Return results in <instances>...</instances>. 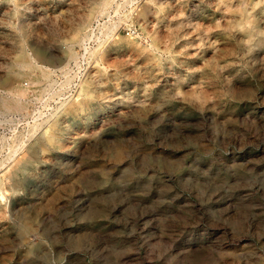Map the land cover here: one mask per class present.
I'll list each match as a JSON object with an SVG mask.
<instances>
[{
  "label": "rangeland",
  "instance_id": "obj_1",
  "mask_svg": "<svg viewBox=\"0 0 264 264\" xmlns=\"http://www.w3.org/2000/svg\"><path fill=\"white\" fill-rule=\"evenodd\" d=\"M21 1L0 177L34 161L1 186L0 264H264V0Z\"/></svg>",
  "mask_w": 264,
  "mask_h": 264
},
{
  "label": "bare ground",
  "instance_id": "obj_2",
  "mask_svg": "<svg viewBox=\"0 0 264 264\" xmlns=\"http://www.w3.org/2000/svg\"><path fill=\"white\" fill-rule=\"evenodd\" d=\"M7 1H12L14 4H15V7L17 8V9H19L20 7H21V5H22V1L21 0H7ZM103 10V9H102ZM114 23V22H113ZM89 24L88 25H85V27H86V29L88 30V28H89ZM116 27V25L115 24H112V22L111 23H108V24H106L105 25V30H104V32H103V35L105 36V37H109V35H110V33L111 32H113V30H114V28ZM93 31H90V32H87L86 31V33H85V35H86V37H90V36H92V34L94 33H92ZM80 42H81V40H80ZM83 43V42H82ZM88 50V49H87ZM89 51V50H88ZM67 81L65 82V84L66 83H68L69 81H70V77H69V75H67ZM86 85V84H85ZM64 86V84H60L59 85V87H57L56 89H55V87L54 86H50V87H47L46 89H45V91H44V93L42 94L43 95V97H42V99H46L45 97H46V93L47 94H57V93H59L61 90H62V87ZM23 87V86H22ZM87 87H88V84H87ZM21 88V87H20ZM89 89V88H88ZM42 91V90H41ZM88 91V93H90L89 92V90H87ZM23 92H24V89L22 88L21 89V94L20 95H22L23 94ZM84 93H86V88L83 86L82 88H81V90L79 91V94H78V96H77V99H79V97L80 96H82ZM87 93V94H88ZM45 94V95H44ZM85 95V94H84ZM83 95V96H84ZM89 95V94H88ZM25 96V95H24ZM86 96V95H85ZM81 103V102H80ZM7 104V106H8V103H6ZM19 106V105H18ZM22 106V105H21ZM13 107V106H12ZM24 107V106H23ZM9 108V107H8ZM17 109V108H16ZM25 109V108H24ZM38 118V117H37ZM40 118V117H39ZM42 118V117H41ZM35 120V119H34ZM42 121L43 122H40V121H34V124L33 125H30V127H29V135H31L32 134V132L33 131H35L37 128H39L40 126H44L45 125V120L42 118ZM54 123V122H53ZM57 123V122H56ZM55 124V123H54ZM58 124V123H57ZM59 130H58V128H56V127H53V126H51V127H49V128H47L43 133H42V137L44 138V140L45 141H47V142H49V143H55L58 139H59ZM23 140L22 139H20V138H17L16 139V141L14 142V145H12V146H10L9 147V149H10V152H15L16 150H17V148L20 146V142H22ZM2 161V160H1ZM33 161H34V159L32 158L31 159V161L30 162H28V160L27 161H25V160H23L21 163H20V165L19 166H17V167H14L13 168V170H11L9 173L7 172V173H3V175L0 177V198L2 199V200H4L5 199V195H6V193H5V191L1 188V186H2V184H4V183H6V182H8L11 178H14V177H16L18 174H20L22 171H21V169H26V168H28V166L29 165H31L32 163H33ZM4 164V163H3Z\"/></svg>",
  "mask_w": 264,
  "mask_h": 264
}]
</instances>
